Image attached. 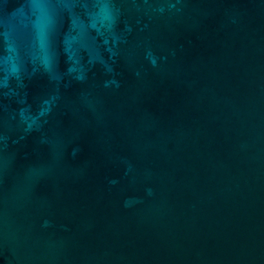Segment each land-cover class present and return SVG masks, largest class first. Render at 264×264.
<instances>
[{"label": "water", "instance_id": "95a60500", "mask_svg": "<svg viewBox=\"0 0 264 264\" xmlns=\"http://www.w3.org/2000/svg\"><path fill=\"white\" fill-rule=\"evenodd\" d=\"M0 264H264V0H0Z\"/></svg>", "mask_w": 264, "mask_h": 264}]
</instances>
